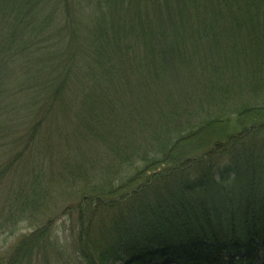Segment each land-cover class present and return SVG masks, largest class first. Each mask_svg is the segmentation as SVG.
Returning <instances> with one entry per match:
<instances>
[{"label": "trees", "instance_id": "obj_1", "mask_svg": "<svg viewBox=\"0 0 264 264\" xmlns=\"http://www.w3.org/2000/svg\"><path fill=\"white\" fill-rule=\"evenodd\" d=\"M160 1L0 0V113L45 106L42 126L56 100L77 104L79 203L62 212L81 264H226L264 241V0ZM29 172L36 191L46 177ZM33 217L0 264H49L53 217Z\"/></svg>", "mask_w": 264, "mask_h": 264}, {"label": "rangeland", "instance_id": "obj_2", "mask_svg": "<svg viewBox=\"0 0 264 264\" xmlns=\"http://www.w3.org/2000/svg\"><path fill=\"white\" fill-rule=\"evenodd\" d=\"M162 1L163 0H161L160 3H162ZM60 12L59 18L61 20L64 18L71 19V17H69L70 15L62 14L64 10L61 9ZM88 13L93 15L91 10H89ZM131 15L134 17L133 13ZM87 16L89 17V14H87ZM82 17H84V15ZM19 49L14 50L17 58L16 64L14 65L18 70H21L23 69L24 56H20L21 53L18 51ZM36 51L39 52L37 49ZM43 57L44 54L31 52L29 59L34 62L37 58ZM14 65L12 66L13 68ZM17 69H14L15 71L12 73L13 77L16 76ZM66 98L67 103L64 107L61 106V102L59 103L58 100H56L57 104L54 109L57 111L48 116V119L44 121L42 126H36V123H33L36 122V117L41 114L39 112H41L45 106L40 107L37 105L38 107H36L33 104L36 111L29 112L26 122L22 117L18 123L14 112L13 115L15 117L6 116L4 112L0 113V175L1 171H4V176H0V194L4 192L5 196H9L6 190L7 188L10 189V191L18 190L19 193L18 198L11 200H4V197L0 198V253L9 250V245H12L16 240L21 238L22 235L29 233L36 227V221L33 216H35L38 221L53 217L50 226V237L54 245L48 252V263L81 264L78 258L79 249H76V237L70 234V220L63 213L66 206L71 205L73 207L79 203V197L76 198V196L73 195L75 190L79 189L80 184L76 187L70 184L72 178L78 175L76 171H78V165L80 160H82L78 152L74 149L69 150L71 144H76L77 141L75 136L72 135V132H74L72 125L68 124L70 116L77 112V104H73V107L67 94ZM4 100L7 99L4 98ZM63 101L65 102V97H63ZM151 108L153 107H145L142 110V115H152L155 111L150 110ZM47 111L48 110L45 108V112ZM140 116L141 115H137L135 119L137 120ZM53 119L58 122L55 126V130H51L50 128V122ZM36 129L39 130L37 134H35ZM40 130L43 131V133L48 131V142L40 143L38 145V151L35 152L29 149V147L32 145L33 141L38 138ZM254 136L255 133L251 135L253 138ZM261 137L264 138V134L261 135ZM28 143L29 146L27 148ZM17 155L20 159H17ZM69 158H71L72 161L68 162ZM105 161H107V159L97 162L89 175H91L93 171H95L96 174L102 172L100 169L104 167L102 163ZM36 164L38 166H35ZM32 168L38 169V172L41 171L40 174L43 173V176L46 177V181L43 182L40 187H38V185L34 186L36 191L32 189L31 184L27 183L32 176V172H29ZM77 181H82V178L80 177ZM44 188H49V198L45 202H33L32 199H36ZM12 195L14 196V193H12ZM32 203L34 206L37 204L34 209L30 206ZM22 207H25L24 211L27 217L24 221H18V223H14L12 219H10L9 222L5 221L15 215V213L9 212L10 209L20 214L19 210H21ZM257 242L259 245L253 250L238 249L234 260L226 264H264V241L259 239ZM247 255L250 256V259L246 261ZM37 264H45L41 255L38 256Z\"/></svg>", "mask_w": 264, "mask_h": 264}]
</instances>
